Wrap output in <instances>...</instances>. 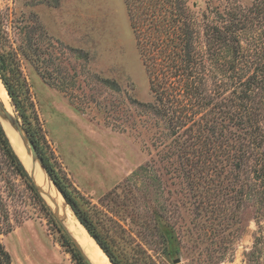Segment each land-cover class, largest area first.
I'll return each mask as SVG.
<instances>
[{
	"label": "rangeland",
	"instance_id": "rangeland-1",
	"mask_svg": "<svg viewBox=\"0 0 264 264\" xmlns=\"http://www.w3.org/2000/svg\"><path fill=\"white\" fill-rule=\"evenodd\" d=\"M227 2L188 5L202 15ZM3 55L14 115L39 120L56 170L119 264H264L263 140L235 123L201 156L183 131L136 104L153 96L124 0H0ZM0 179L14 264H77L49 195L1 150Z\"/></svg>",
	"mask_w": 264,
	"mask_h": 264
},
{
	"label": "trees",
	"instance_id": "trees-1",
	"mask_svg": "<svg viewBox=\"0 0 264 264\" xmlns=\"http://www.w3.org/2000/svg\"><path fill=\"white\" fill-rule=\"evenodd\" d=\"M227 1V5L199 15L189 7L190 0H124L153 96L150 104H136L167 121L173 134L183 131L190 143L195 141L191 147L202 150L201 156L214 154L216 134L223 137L221 129L229 131L235 123L249 127L254 142L255 138L264 142V0H251L247 8L240 0ZM7 62L10 59L3 55L0 74L15 100L4 75ZM20 116L57 190L110 262L119 264L108 242L81 210L80 192L56 170L39 120L30 121L23 112ZM225 121H232V125ZM226 144L232 145L229 140ZM0 150L9 167L34 190L25 164L1 123ZM2 189L0 185V264H14L2 241V235L12 228L8 197ZM63 243L70 241L64 237ZM71 254L77 264H86L77 250L72 249Z\"/></svg>",
	"mask_w": 264,
	"mask_h": 264
},
{
	"label": "bare ground",
	"instance_id": "bare-ground-1",
	"mask_svg": "<svg viewBox=\"0 0 264 264\" xmlns=\"http://www.w3.org/2000/svg\"><path fill=\"white\" fill-rule=\"evenodd\" d=\"M0 99L4 103L6 109L14 115L13 108L11 106V102L8 97V92L3 82L1 81V78H0ZM1 123L4 129L6 130L13 147L16 149L17 155L19 156V158H21V161L23 162V164H25L24 166L32 172L33 171L32 169L33 158H32L31 152H30V156L32 159V163L29 158L28 152L26 150V145L23 142L22 138L19 137L18 132L15 129V127L10 126L4 120H2ZM39 168L43 172V178L38 177L41 185L43 184L42 189L44 191L41 189V187H39L41 189L42 195L47 201H48L47 195H49L50 201L48 202H50L51 204L50 205L51 209L54 212L59 213V215L61 216V220L65 223L69 232H71V234L75 237V239L80 243L85 254L89 257V259L92 261L93 264H112L109 258L106 256V254L101 249V247L91 237V235L88 233L85 227L79 222L77 217L74 215L73 211H71L72 213L70 212L71 210L70 207L69 206L65 207L64 205L65 201L63 199V196L59 193L57 188L49 181V179L44 173L43 167L37 161L36 168H35L37 173L40 172ZM45 184H47L48 186H46ZM57 196H58V199H57ZM62 199L64 202L62 201Z\"/></svg>",
	"mask_w": 264,
	"mask_h": 264
},
{
	"label": "water",
	"instance_id": "water-1",
	"mask_svg": "<svg viewBox=\"0 0 264 264\" xmlns=\"http://www.w3.org/2000/svg\"><path fill=\"white\" fill-rule=\"evenodd\" d=\"M4 120L6 121L10 126L15 127V129L17 130V132L19 133V135L21 136L23 142L25 143V145L28 147V149L30 150L31 154H32V158H33V165H32V169L33 171L30 173L28 172V174H30V177L32 178V180L34 181V174H35V168H36V162L38 161L41 166L43 167V169L45 170L39 156L37 153V150L35 149V147L31 144L29 137L27 136V133L25 131V129L23 128V125L20 121V119L18 117H16L15 115H13L12 113H10L4 103L1 101L0 99V123L1 121ZM2 124V123H1ZM27 170V169H26ZM46 172V170H45ZM47 176L49 177L48 173L46 172ZM50 179V177H49ZM51 180V179H50ZM52 182V181H51ZM35 183V182H34ZM53 183V182H52ZM36 186H38L35 183ZM56 187V186H55ZM39 188V186H38ZM40 189V188H39ZM41 191V189H40ZM60 193V192H59ZM61 194V193H60ZM55 213L56 218L58 219L59 223L61 224V226L63 227L64 231L66 232L67 236L69 237V239L71 240V242L73 243V245L76 247V249L79 251L80 255L82 256V258L84 259V261L87 264H93L92 261L89 259V257L85 254L82 246L80 245V243L75 239V237L71 234V232H69V230L67 229V226L65 225V223L61 220V216L59 215V213Z\"/></svg>",
	"mask_w": 264,
	"mask_h": 264
}]
</instances>
